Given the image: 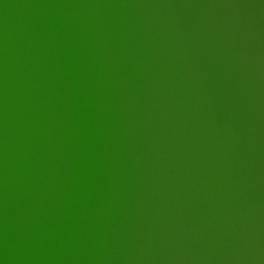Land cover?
Instances as JSON below:
<instances>
[{
  "label": "bare ground",
  "instance_id": "bare-ground-1",
  "mask_svg": "<svg viewBox=\"0 0 264 264\" xmlns=\"http://www.w3.org/2000/svg\"><path fill=\"white\" fill-rule=\"evenodd\" d=\"M263 25L264 0H0V264H154L127 251L133 245L161 264H178L182 254L192 264H264V105L251 112L256 97L264 101V46L238 31L259 34ZM24 109L54 112L60 125L53 118L50 133L62 146L35 143L28 130L48 126L32 124L28 113L24 136L15 123ZM74 125L75 135L60 133ZM84 137L87 152L75 143ZM25 142L35 145V158ZM70 142L78 152L64 147ZM99 143L106 158L119 153L122 161L88 163L103 158ZM54 162L87 173L70 182L58 171L54 187ZM93 168L99 174L90 175ZM87 178L96 187L79 185ZM68 184L83 192L68 196ZM71 202L79 211L67 227ZM12 213L23 221L19 235L7 227ZM219 217L227 224L218 226ZM258 221L260 228L250 226ZM229 225L249 230L241 239L256 237L257 261L214 246L212 237L225 240ZM201 226L218 233L192 229ZM158 231L171 232L173 250ZM117 253L122 259L113 261Z\"/></svg>",
  "mask_w": 264,
  "mask_h": 264
},
{
  "label": "water",
  "instance_id": "water-1",
  "mask_svg": "<svg viewBox=\"0 0 264 264\" xmlns=\"http://www.w3.org/2000/svg\"><path fill=\"white\" fill-rule=\"evenodd\" d=\"M127 1V3H129V0H126ZM126 1H124L123 0V2H126ZM253 23H257V24H259V22H257V21H254ZM264 26V25H263ZM238 31L240 32V36H241V38H244L245 39V41H247L248 40V38H252V40H253V42L254 43H256V44H258L259 45V47H261V46H264V45H261V44H263V39H264V29H263V33H259V34H257V33H251V30H248V29H244V28H239L238 29ZM235 36H238V35H236L235 34ZM263 36V39H261V37ZM254 37H256L257 38V41L255 42V40H254ZM57 41H58V38H57ZM60 42V41H59ZM51 44V43H50ZM46 48V47H45ZM46 50H47V52H45V54L46 55H48L49 57H53L52 55H54L53 53H50L51 51H53V49H52V46H49V48H46ZM252 51H255L254 49H252L251 50V52ZM220 53H221V51H220ZM201 54V53H200ZM248 54H251L250 53V51L248 52ZM72 57V56H71ZM203 57V56H202ZM59 58H62L63 60H66V58L64 59L63 57H59ZM58 58V59H59ZM73 58V57H72ZM63 60H61L60 59V66H62V65H64V64H61L62 63V61ZM76 59L75 58H73V61H75ZM58 61V60H57ZM3 63V60L2 59H0V64H2ZM263 68H264V66H263ZM242 70V69H241ZM263 70V73H264V69H262ZM250 72L252 73V74H254V75H256L257 76V74H256V71L255 70H250ZM242 74H243V76H246V74L244 73V71L242 70V72H241ZM264 76V75H263ZM263 76H259V77H263ZM246 84H247V88L245 89L247 92H251L252 91V83H251V81L250 80H247L246 81ZM238 91H239V93H240V89H238ZM237 94V93H236ZM238 98V97H237ZM241 98V97H240ZM253 98H255V97H253ZM133 99H134V97H133ZM135 100V99H134ZM258 101H260L263 105H264V101L262 100V98L260 97V96H258V97H256L255 98V102H252V110H251V112L253 113V115H256V110H255V104H257V102ZM130 102L132 103V101H131V99H130ZM137 102V101H136ZM238 103V102H237ZM242 103V102H241ZM243 105V104H242ZM47 112V113H46ZM25 113H28L29 114V117H30V119L32 118V119H34V122L32 123V124H34V125H40V126H44V125H46V126H48V129L47 130H44V129H42V128H32V129H30V130H28L25 126H24V122H23V115L25 114ZM31 113H33L32 111H29L28 109L27 110H21V111H19L18 113H16L17 115H18V120H16V125L18 126V128H19V130L22 132V130L25 132L26 130H24V129H27L28 131H29V134L31 135V137H32V139H36V140H38L37 142H35V143H44V144H46V143H49V142H53V143H56V144H58V145H60V146H62V144L60 143V142H58V141H56V140H54L53 138H52V133H50V130H51V120L53 119V118H56V126H58V125H60V121H58V119H57V116H56V114L54 113V112H51V114H48V111H45V115L42 117V115H38L36 112H35V114H31ZM17 116L15 115V118H16ZM40 117H42V118H40ZM14 118V117H13ZM128 118V117H127ZM119 119H120V122L122 123V126L123 127H125L126 128V125H125V123H126V118L125 119H123L121 116L119 117ZM78 120V119H77ZM18 121V122H17ZM20 122V126L18 125V123ZM103 123H106V122H103ZM81 124V123H80ZM107 124V123H106ZM55 126V127H56ZM206 127H207V125H206ZM9 128V127H8ZM44 128V127H43ZM72 129H70V128H64L60 133H64V134H68L69 135V137L71 136V135H75L76 134V130H75V125L73 126V127H71ZM10 129V128H9ZM110 129V128H109ZM32 130H33V132H32ZM43 130V134H40V131H42ZM55 130L57 131V128H55ZM44 131H46V132H44ZM85 132H86V130H85ZM92 132H93V134L94 135H97L96 134V132H95V130L93 129L92 130ZM92 132L90 133V134H86V135H89V137H91L90 135L92 134ZM60 133H59V135H60ZM10 134L11 135H15L19 140L21 139L22 140V138L19 136V135H17V134H15V133H13L11 130H10ZM1 136V135H0ZM24 136H28V134H27V132H25V134H24ZM119 136V135H118ZM117 136V137H118ZM41 137H44L43 139H40ZM114 141L116 140V139H113ZM110 141H112V140H110ZM106 142L107 141H104V144H106ZM26 143V142H25ZM76 144H78L80 147H82V149L85 151V152H87L88 150H89V138L88 137H84V138H81V139H79L78 141L76 140V142H75ZM26 144H29V143H26ZM76 144H74L73 142H70L68 145H66V146H64V147H66L69 151H74V152H78L76 149H75V145ZM103 143H99V144H97V145H95V148H96V150L97 149H100V151L99 152H97V154L99 155V153L100 154H102L103 155V158H101V157H98L97 155H95V157H94V159H93V161H91L90 159H88L87 160V162L89 163H91V164H93L95 161H99V160H101V161H104V160H108V162H109V165H113V163H117V165L119 164V161H122L121 160V158L119 159V156L120 157H122L119 153L118 154H115L113 157L111 156L110 158H106L105 157V155H107L106 154V152L108 153V151L109 150H106V151H104V147L102 146V145H104ZM29 149L27 148V150H29V154L33 157V158H35L36 156H37V154H38V151H36V148H35V145H32V144H29ZM1 147H4V149H6V150H8V148H7V145H5V144H3ZM38 147H40L41 148V150L43 149V147H42V145H39ZM50 147V146H49ZM30 148H32V149H30ZM8 152L10 153V151L8 150ZM66 152V151H65ZM85 152L83 153V154H81V156L82 157H85L86 159H87V156L85 155ZM105 154V155H104ZM19 156V155H18ZM68 158V162L70 161V159L71 158H69V157H67ZM84 158V159H85ZM104 159V160H103ZM20 160V159H19ZM20 161H22L23 162V164H25L27 161H29L27 158H25V159H22V160H20ZM60 161V160H59ZM68 162H66L67 164H68ZM111 163V164H110ZM48 164V163H47ZM106 165H108V163H106ZM1 166H2V164H1ZM53 166H54V170H52V172H56V173H51V175H50V177L52 178V179H54V183H53V185H54V187H57L58 185H60V181H59V179H60V177H59V173H57L58 171H60V172H63L64 170L66 171V176L68 177V180H70V182H72V180L71 179H74L76 176H79V175H77V174H79V173H82V172H84V173H87L86 171H79L78 169H80L79 167H77V166H72V167H66V168H61L60 166H58L57 164H56V162H54L53 163ZM11 167H15V166H12L11 165ZM60 168V169H58L57 170V168ZM17 168V167H16ZM68 168V169H67ZM22 168H17L16 169V171H18L17 173H15L14 172V174H16L15 175V177H16V180H17V182H19V181H21V179L18 177V175L20 174V173H22ZM105 171V170H104ZM99 171H97L96 169H90L89 170V173H90V175L91 174H93V175H97V174H99L98 173ZM106 172V171H105ZM107 173V172H106ZM105 175V174H104ZM94 178V177H93ZM90 179H92V178H87V179H83V181H82V183L81 184H79V185H87V187H88V189H91L92 187H96V184L92 181V180H90ZM56 183V184H55ZM79 185H77V187H74V184H68V187H67V191H66V193H67V195L68 196H70V197H76V196H78L77 194H76V190H75V188H77V191L81 194L83 191L81 190V189H79ZM69 189H71V191L69 192L68 190ZM102 191L103 190H100L99 191V194H101L102 193ZM205 193V192H204ZM85 195H87V194H85ZM86 197V196H85ZM30 199H31V201L34 199V197H31L30 196ZM60 199L63 201V198H61L60 197ZM35 201V200H34ZM34 201L32 202V204L34 205ZM43 203V202H42ZM21 204H24V203H21ZM20 205V204H19ZM186 206H189L188 204H186ZM68 207L70 208L69 209V211H72V212H70L71 214L70 215H65V218L66 219H68V224H67V227H69L71 224H72V217H74L73 215H75V214H77V212L79 211L78 210V207H79V203L78 202H71L69 205H68ZM62 208V207H61ZM116 209H117V207H116ZM142 209H144V208H142ZM194 212H196V214H195V217H197L199 214H201V210L199 209V210H197V209H195V208H191ZM118 210V209H117ZM90 212H92V213H94L93 211H90ZM208 212H210V211H208ZM208 212H205V213H208ZM260 212H262V211H260ZM251 213H256V212H251ZM19 214V213H18ZM16 215V214H10V218L12 219V223L10 224H7V227H9V228H11L12 230H14V233H16V235H19L20 234V229L21 230H24L25 228L24 227H22V224H23V221H21V218H20V214L19 215ZM85 214H86V211L85 212H83L82 214H81V216L84 218V217H86L85 216ZM89 214L90 213H88V217H89ZM95 214V213H94ZM202 214H204V213H202ZM258 215V214H257ZM262 215V214H261ZM248 216V217H247ZM249 217H251L252 218V216H249L248 214L246 215V216H243V219L244 220H246L247 218H249ZM75 218V217H74ZM239 218H241V216L239 215L236 219H234V220H239ZM17 220H19V223L17 222ZM15 221V222H14ZM65 222H63V224H64ZM24 224H26V223H24ZM172 224V223H171ZM225 224H227V221L226 220H224L223 218H220L219 217V219H218V223H217V225L218 226H222V225H225ZM239 223H237V225H238ZM16 225V226H15ZM56 225H60L61 226V228H62V230H63V228H64V225H61L60 223H58V224H56ZM111 225L113 226L114 224L111 222ZM248 225H250V223H248ZM230 226V225H229ZM250 226H257L258 228H260V225H259V221L258 222H254V223H252ZM239 228L241 227L240 225L238 226ZM92 228V227H91ZM94 228V227H93ZM193 230H195L194 232H197V234H201V235H203V232H205V236L206 235H211L212 233H218V232H211L210 233V231H208L207 229H204L202 226H201V229H199V228H197V227H193L192 228ZM112 232H114L115 230H119V229H117L116 228V226H114V228H111L110 229ZM177 230L179 231V230H181L180 228H177ZM236 230H238V238L236 239L231 233H233V232H231V231H236ZM111 231L110 232H107V234L109 235V237H110V234H111ZM183 231V230H182ZM203 231V232H202ZM229 231V232H228ZM226 233H224V236L227 234L228 236L225 238V237H223L225 240H223L222 239V237L220 236L219 237V235H214L213 237H212V240H213V244H214V246H216V247H220L221 245L223 246V244L224 245H226V249L230 246L231 247V253L233 254V255H231V257H233V256H239L237 253H238V251H242L241 253H243V252H245V255H248L249 257H251V259L252 260H255V261H257V259H258V253L255 251V250H253L251 247H256L257 248V245H258V240L256 239V237H254V236H252L251 237V239H241V237H239V235H241L242 233L244 234V233H247L249 230H247V228H240V229H233L231 226H230V228H229V230H228ZM62 232V231H61ZM61 232H58V234L59 233H61ZM97 232H99V233H97ZM160 234H163L164 235V239H165V246H164V248H168V249H174L172 246H171V244H170V242H169V237H170V235H171V232H167V231H158ZM96 233L97 234H99V235H101V231H96ZM104 233V232H103ZM183 233H185V231L183 232ZM195 235V234H194ZM204 236V237H205ZM100 237V236H99ZM142 237V236H141ZM209 237V236H208ZM150 238V237H149ZM110 239H111V237H110ZM151 239V238H150ZM180 240L182 241V239L180 238ZM195 240V239H194ZM221 241H224V242H222V244H221ZM226 241V242H225ZM111 242H113V244L115 245L117 242L115 241V240H112L111 239ZM110 242V243H111ZM195 242H196V240H195ZM69 244H71V242H69ZM85 244H89V243H85ZM149 245L151 244V241L148 243ZM181 245H183V244H181ZM247 246V247H246ZM92 247H94V246H92ZM153 247H155V246H153ZM201 247V246H200ZM239 247H243L244 248V250H242L241 248H239ZM72 248H75V247H70L69 248V250H71ZM163 248V249H164ZM75 249H77V248H75ZM131 250V254L132 255H139L140 253H145L146 255H147V257H145V258H143L142 259V261L143 262H145L146 260H152L153 262H154V264H161V262L155 257V256H149L145 251H141L140 249H138V247L136 246V245H133V246H131V247H128V249H127V251H130ZM77 250H75V251H72V253H73V258H74V252H76ZM93 253H94V251L92 252V253H90V254H86V255H84V251H83V259L85 260V259H89L90 260V258H93L92 256H93ZM235 253V254H234ZM222 254V253H221ZM104 256V255H103ZM176 257H177V261H178V264H192V262H195V260H191L188 256H186L185 254H182V255H175ZM194 255H191V257H193ZM216 256H220V255H216ZM117 257H120V259H122V257L117 253L112 259H113V261L117 258ZM157 257H158V255H157ZM231 257H227L228 259H231ZM76 258H77V256H75V260H76ZM166 259H168V258H166ZM192 259H195V258H192ZM136 260H139V257H137L136 258ZM109 261V260H108ZM126 261H128L129 263H131V264H136V262L135 261H132V260H130V259H126ZM85 262L86 263H84V264H90L89 262H87V260H85ZM227 264H230V263H227ZM231 264H234V262L233 263H231Z\"/></svg>",
  "mask_w": 264,
  "mask_h": 264
}]
</instances>
